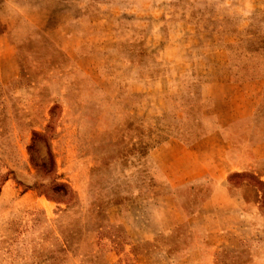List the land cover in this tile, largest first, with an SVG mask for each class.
<instances>
[{
  "label": "rangeland",
  "instance_id": "rangeland-1",
  "mask_svg": "<svg viewBox=\"0 0 264 264\" xmlns=\"http://www.w3.org/2000/svg\"><path fill=\"white\" fill-rule=\"evenodd\" d=\"M226 73L264 79V0H0V264H264V180L229 176L255 214L198 212L209 184L172 196L155 156L216 127ZM255 119L235 139L264 90Z\"/></svg>",
  "mask_w": 264,
  "mask_h": 264
},
{
  "label": "crops",
  "instance_id": "crops-1",
  "mask_svg": "<svg viewBox=\"0 0 264 264\" xmlns=\"http://www.w3.org/2000/svg\"><path fill=\"white\" fill-rule=\"evenodd\" d=\"M92 54H88V59ZM187 65L188 63L184 65L181 73L188 72ZM158 80L161 81L159 75L150 81L157 86L162 85ZM161 82L164 83V79ZM249 87H252L251 91ZM263 90V78H254L249 81L235 80L229 77L228 73L220 78H203L202 101L210 102L216 127L196 140L178 142L175 139L176 141L171 140L155 149L157 160H160L161 153L167 149L171 150L172 171H166L165 176L172 181V196L178 198L181 195L180 190L200 181L209 184V189L203 196L198 212L210 214V211L215 208L216 211L220 209V212H216L219 216L225 211L227 214L241 215L243 218L244 207L247 205V209L254 214L257 213L256 210L259 209L261 198H263L261 191L253 201H247L244 199L245 185L237 186L235 192L231 191L229 176L233 173L252 172L259 179L264 180V135L252 140V144L249 145L246 139L237 137L235 139L234 132V130L240 132L239 128H245V124L248 125L249 121H251V128L252 126L254 129L256 126L261 128L255 117ZM157 164L162 171L169 170L160 161ZM235 226L233 223L231 228ZM205 245L210 244L205 243Z\"/></svg>",
  "mask_w": 264,
  "mask_h": 264
},
{
  "label": "trees",
  "instance_id": "trees-1",
  "mask_svg": "<svg viewBox=\"0 0 264 264\" xmlns=\"http://www.w3.org/2000/svg\"><path fill=\"white\" fill-rule=\"evenodd\" d=\"M44 135H42L39 132H35L34 133V140H36L37 138H42ZM55 164V161L53 160V156H52V165ZM54 192L57 193V195H60V198H64L67 195L68 192V185L66 183H57L55 184L54 188H53ZM56 196V195H53Z\"/></svg>",
  "mask_w": 264,
  "mask_h": 264
}]
</instances>
